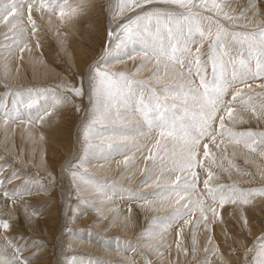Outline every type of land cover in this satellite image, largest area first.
<instances>
[{
    "label": "snow or ice",
    "instance_id": "snow-or-ice-1",
    "mask_svg": "<svg viewBox=\"0 0 264 264\" xmlns=\"http://www.w3.org/2000/svg\"><path fill=\"white\" fill-rule=\"evenodd\" d=\"M65 7L71 8L58 0H0V25L3 26L0 48L9 55L19 54L22 60L23 53L41 45L38 21L55 15L57 10L60 17H64ZM226 7L228 5H222L218 0H115L109 10L113 24L102 42L99 58L77 74L76 83L65 81L55 88L22 87L17 90H12L11 85H3L6 95L0 96V120L5 125L9 121L23 122L25 117L29 124H42L57 108L74 104L75 98L87 96L89 101L90 108L81 125L85 154L73 157L61 167L75 189L76 199L72 200L69 195L65 201L68 223L60 236L54 237L59 239L64 260L58 258L55 264H84L75 255L64 254L63 249L71 247L68 237L78 231L72 225L86 213L96 212L94 224L107 220L104 231L119 224L122 232L135 221L138 212L147 215L157 210L159 205L149 200L150 196L171 203L166 196L168 193L175 196L177 206L166 217H153L151 223L156 225L155 228L137 232L133 240L119 232L109 237L97 233L98 243L117 253H130L114 264H153L148 257L150 252L163 254L171 247H162L158 243L163 239V232L170 228L177 234L178 254L188 255L189 249L181 242L185 226L205 229L207 246L203 248L202 264H211L213 256H219V264H264V220H261L259 234L252 239L251 246L245 243L247 236L252 235L255 219H250L248 206L259 205L264 213V171L260 172V187L210 183L215 175L216 150H221L225 138L229 143L243 144L251 153L264 156V131H235L232 127L243 122L241 115H234L237 106L248 110L258 121L264 120V102L255 105L252 96L243 91L251 88L249 80L264 79V25L248 29L246 24H239L249 12L252 17L247 23L264 16V0H248L236 14L225 12ZM137 43L141 46L139 50L135 47ZM136 56L143 58L140 68L153 62L156 65L148 81L136 80L108 68L110 58L134 59ZM161 67L166 70L170 67L172 74L184 78L186 83L175 87L164 84L157 90L149 81L156 79L159 82ZM167 74L166 71L165 76ZM261 87L264 88V84ZM49 97L52 103H48ZM41 98L44 104L40 103ZM121 107L123 111H120ZM74 110L79 112L81 109L75 107ZM132 117L136 118V123L131 129L113 127L105 131H111L113 136L138 134L150 137L144 146L143 159L151 161V165L144 169L145 179L140 186H149L151 178V186L157 190L140 193L126 189L125 202L129 208L120 222L119 209L109 218L103 203H96L100 196L89 197L86 193L97 192L109 200L111 195L125 199V193H117L115 182L109 186L107 181L89 173L85 165L108 159L112 153L124 155L120 149L129 147L127 143L104 141L93 144L92 140L96 135H102L95 131L97 125L121 119L127 122ZM40 139H44L43 134ZM132 147L138 148V145L134 143ZM152 148L156 150L155 155ZM157 158L163 167L159 169L160 174L154 175L158 170ZM165 158L169 163H165ZM123 163L127 168L133 161L125 155ZM165 168L175 180L162 185L160 175ZM198 169L205 174L202 188L198 187L201 175ZM57 175L49 172L46 178H41L39 174L32 176L25 172L22 165L14 161L5 160L0 164V201H3L0 204V264H33V259L38 258L39 251L47 244L45 238L35 235L40 229L43 213L30 198L52 193ZM225 205L233 206L227 215H235L233 222L239 225L235 236L244 237L238 246L227 243L232 233L227 229L228 219L221 214ZM197 212L199 215L193 222L192 217ZM216 227H221L227 252L221 251L220 243H213ZM85 231L90 233L91 229ZM195 245L193 237V258ZM227 255H238L242 259L239 262L225 259Z\"/></svg>",
    "mask_w": 264,
    "mask_h": 264
},
{
    "label": "rangeland",
    "instance_id": "rangeland-1",
    "mask_svg": "<svg viewBox=\"0 0 264 264\" xmlns=\"http://www.w3.org/2000/svg\"><path fill=\"white\" fill-rule=\"evenodd\" d=\"M105 1V16H107V20L109 22V27L112 26L113 22L109 19V10L112 6V4L115 2V0H99V2ZM60 3H64L66 5H70L71 8L65 7V16L60 17L59 15V10H57L55 15H52L51 17H46L44 20L38 21L41 24V30H40V37H41V45L39 48L33 47L32 50L34 52H42L44 51L43 46H52L56 48L58 52L62 51V45L60 41L63 40V38L66 35L68 36V30L71 28L69 26H73L75 18H77L78 14L83 15V13H86L87 9L91 6L92 3L98 2V0H58ZM219 3L224 5L227 2H224L223 0H218ZM248 3V0H242L238 3L235 2V0L228 2L227 4H233V12L224 9L225 12H231L233 14L238 13L246 4ZM104 3L101 4V7H103ZM97 7L99 5L97 4ZM104 8V7H103ZM75 9V11H73ZM95 11V10H94ZM249 14V13H248ZM246 18V17H245ZM241 19L239 24L240 25H248L247 21L250 19ZM248 18V17H247ZM73 22V23H72ZM264 25L263 23H259L256 26H247L248 29H255L258 26ZM251 27V28H250ZM0 41H3V26L0 25ZM136 49H140V44L137 43L135 45ZM60 50H59V49ZM239 51V49H237ZM28 53L26 51L23 53V58L25 55ZM61 53V52H60ZM111 62L109 63L108 66L113 65V67H108L110 71L112 72H124L130 76H133L134 79L136 80H144L148 81L149 76L152 74V72L155 70L156 65L155 63L147 64L146 67L150 68L149 72L145 75L142 74L138 75L135 74L134 70H127L124 69L123 67L120 66L117 67L116 65L118 63H124L127 65H132V64H137L141 65V60L143 59L141 56H136L134 59H127V57H121L119 60L115 58H110ZM23 62V59L21 60L19 58V54L14 53L13 55H9L8 53L4 52L2 48H0V96L6 95V90L3 87L4 84H8L12 86V90H17L20 89L21 87L23 88H37V89H44V88H50L48 85H41L40 84H30V85H22V86H14L11 81L9 82L8 79L5 78V75L3 74L4 68L10 67L13 68L17 64H20ZM254 63V62H253ZM118 68V69H117ZM140 70L146 69L145 67L140 68ZM210 70V68H209ZM4 71V72H3ZM167 71V76H165V72ZM231 71V65H229V72ZM4 75V76H3ZM8 80V81H7ZM152 81V82H151ZM149 81L151 86L157 88L159 90L162 85L167 84L169 86H178L186 83V80L184 78H180L177 76H174L172 74V69L169 67L167 70L164 69L163 67L160 68L159 72V82H157L156 79H153ZM198 82V81H197ZM249 84H251V88H245L243 89L244 92L249 93L252 98H253V103L255 105H259L260 103L264 102V88L261 87L262 84H264V79L261 78H256L249 80ZM47 86V87H44ZM51 88H55L52 86ZM12 98L10 97L9 100ZM75 101L81 110L79 112L73 111V116L71 118V123L73 124L72 131H73V138H74V145L72 147L71 152L66 156L65 155V161L61 163L60 168L58 169V175H57V181L56 184L54 185V190H57V193H41L38 194V198H30V202H33L36 204V208L43 213V216L40 217V222L44 220V217L48 213L49 207H44L45 205L50 206L53 201L54 197H51V194H55L57 196L60 195V200L62 201L61 204L65 205L66 198L71 195V199L75 200L76 196L74 195L75 189L70 182L69 177L61 171L62 165H65L70 159L76 156H83L85 154V149L86 145L84 144L83 138H82V120L86 116L87 111L90 108L89 101L87 96L84 97H79L75 98ZM41 104H44L45 101L43 98L40 100ZM48 103H52L51 98L49 97ZM60 109L57 108V113L56 111H53L52 114L48 117L45 118V122L42 124H29L27 122V119L25 117L23 122H11L7 125L3 123L2 120H0V127L6 126L8 129H21L28 132L29 129L37 130V132H42L43 130H48L51 128V125H54L56 123V120L58 121L59 118L62 116L60 110L62 107H59ZM59 110V111H58ZM34 113V109L32 110ZM63 111V110H61ZM120 111H123V107L120 108ZM77 112V113H75ZM60 113V114H59ZM59 115V116H58ZM234 115H241L243 117V122H237L236 124L232 125L233 129L235 131H246V130H253L256 132L264 131L263 125L261 123H264V120L258 121L257 119L253 118L251 116V113L244 109L243 107L237 106L234 110ZM49 117H52L54 119H51ZM58 117V118H57ZM48 119V120H47ZM55 120V121H54ZM73 120V121H72ZM262 121V122H261ZM261 122V123H260ZM52 123V124H51ZM136 123V118L132 117L131 119H128L127 122H124L122 119L121 120H116L114 123L111 121H106L104 122L103 125H97L95 131L102 133V135H96L95 138L92 140L93 144H98L102 143L104 141H109L113 144H123L127 143L129 147L127 148H121L120 152L122 154H117V153H112V155L105 160H97L96 162L93 163H86V167L89 173H92L95 177L99 178L101 181H107L109 183V186H111L112 182H115L117 184V188L115 191L117 193H125V199H121L119 195H111V199L109 200L108 197L103 196L100 193L97 192H88L86 193L89 197L91 196H96L99 195L100 199L96 201V203H103L104 206V211L108 215L109 218H111L112 213L119 209L120 211V216H119V221H123L124 215L128 213V208L129 204L125 202L127 199L126 196V189H130L133 191H137L140 193H146V192H152L156 191L152 185V180L149 178V186H140L141 181L145 179L144 175V169L148 166L151 165V161H146L143 159L144 155L146 154L144 146L148 144L150 137H143L139 136L138 134L136 135H127V136H120V135H115L111 133V131H105V129H111L113 127L115 128H125V129H131ZM50 124V125H48ZM48 125V126H47ZM261 125V126H260ZM50 126V127H49ZM2 127V130H3ZM46 127V128H45ZM263 127V128H262ZM28 128V129H27ZM43 128V129H41ZM45 128V129H44ZM40 129V130H39ZM1 130V131H2ZM0 131V164H3L5 160L9 162H16L17 164L23 165L22 167L24 168L25 172L30 173L31 175L34 173L35 174V168L29 167L27 165L22 164V160H20V157L24 155V151L26 152V148L24 146L26 145V141H20L22 144H18L20 148V152L17 155V159L14 156H11L8 154L10 150H12V147H8L9 144L6 142V137L4 132ZM46 132V131H45ZM20 135V132H19ZM5 142V143H4ZM4 143V146H3ZM138 145L137 147H132L133 144ZM7 144V145H6ZM8 147V148H7ZM149 148H151V145H149ZM9 149V150H8ZM139 149V150H138ZM221 150H222V155H221ZM221 150H216L217 152V164L213 165V171L215 173L213 177V181L210 183H218V184H236L240 188H249V187H260L261 185V176L260 172L261 170L264 169V156H261L257 153H251L248 149L244 148L243 144H234V143H229L227 141V138H225L224 144L221 146ZM152 154H156V150L154 148L151 149ZM22 153V154H21ZM8 154V155H7ZM20 155V156H19ZM125 155L129 157L130 160L133 161V164L129 167L126 168L125 164L123 163ZM10 158V159H9ZM22 158H24L22 156ZM165 163H169L167 161V158H165ZM157 166L158 170L157 173L154 175H158L159 169L163 167L160 165L159 158H157ZM97 168L99 170H97ZM106 168L105 170H102ZM109 168V169H108ZM32 169V170H31ZM96 169V170H95ZM113 169H116L114 171V174H110ZM227 169V170H225ZM201 171V170H197ZM53 173V172H52ZM56 173V172H54ZM109 173V174H107ZM117 173V174H116ZM247 173H252V175H247ZM39 176L41 178H46L42 177V173L38 171ZM106 174V175H105ZM117 175V176H116ZM126 176V177H125ZM125 177V178H122ZM205 178V174L201 171L200 175V183L198 187L202 188L203 187V179ZM175 177L169 175L167 172V169L165 168L164 172L162 175H160V182L161 184H170L174 182ZM243 182V183H242ZM140 186V187H138ZM85 193H82L84 195ZM168 198L172 201L171 203H168V201H160L158 198L154 197H149V200H152L154 204H158L159 207L157 210L163 208V210H160V212H149L147 215H145L143 212H138L141 217V226H139L133 235V237L129 235H124L122 232L120 233L119 231H115L119 227H112L109 228L108 231H104L105 227L107 226L108 221H104L103 223H93V221L96 220L97 214L95 211H90L86 213L82 218L79 220H76L74 224L72 225L74 229L78 230L75 235L69 236L68 237V242L71 244V247H65L63 249L64 254L67 255H75L78 260L84 261V264H88L89 261H92L93 264H95L96 261L102 262V264H114V262L121 257L125 255H130V253L125 254V253H117L101 243L97 242V233H101L104 237H109L117 232L120 233V235L127 237L130 240L135 239L136 233L142 230H145L149 227L155 228L156 225L152 224V218L153 217H166L177 205L175 203V196L173 194H166ZM53 198V199H52ZM46 199V200H45ZM52 199V202H51ZM195 199V197H194ZM259 198H257L258 200ZM51 204H50V203ZM3 201H0V204H2ZM43 206H41L42 204ZM210 203V201H209ZM50 204V205H48ZM256 206V205H255ZM255 206H248V209L251 210ZM258 206V205H257ZM66 207V206H65ZM62 213L61 217V222L60 225L57 226L56 228H53L52 233L49 235L48 231L44 229H39L35 235L38 237H43L47 240V244L45 247L39 251L38 253V258L33 259V264L38 261V259L46 258L50 259L51 264H55L57 259L59 258L62 262L64 260V255L61 254V248L58 246L59 245V239H54V237H59L61 230L64 228L65 223H68L67 220V215H68V207L65 208ZM75 207V205H73ZM133 209L135 210L136 205H132ZM169 208V209H168ZM233 206L231 205H225L224 209L221 210V214L225 216V218H228L229 216L227 213L232 211ZM228 211V212H227ZM151 213V214H150ZM156 213V214H155ZM199 213L197 212L193 217V222H195L196 216H198ZM226 215L228 217H226ZM230 219V218H228ZM236 226H232L230 222L227 224V229L232 233V235L229 237L227 243H235L236 246L239 244L240 239H244V237H238V241L233 240V236H235V230L238 229L239 225L238 223L235 224ZM85 229H91V232L89 233L88 231H85ZM45 231V232H44ZM116 232V233H115ZM215 233H217V236H215V239L213 243H220L221 245V251L222 252H227V245L225 243L224 235L221 230V227H216L215 228ZM205 229L200 228L199 230L195 229L193 226H185L184 228V234L182 237L181 242L183 243V246H186L189 249V254L187 257H185L183 263L181 262L180 264H202V261L205 258V252L203 251V248L207 246V242L205 239ZM203 236V237H202ZM193 237H195L196 240V253H195V258H193L191 249L193 246ZM177 240V234L174 228L168 229L166 232H163V239L158 240V243L161 244L162 247H166L168 245H171V247L168 249V251L163 252V254L160 253H152L150 252L148 254V257H150L153 260V264H168V257L170 255V252L176 253L178 255L177 251L175 250V244ZM202 240V241H201ZM86 242L89 244H94L95 246L98 245L101 249H104L105 252H108L110 254H113V256H101L103 258H100L98 254L91 256L88 253L81 251L79 249H76V242ZM251 241L248 238L245 240V243L248 244V246H251ZM103 247V248H102ZM110 250V251H109ZM116 253V254H115ZM115 254V255H114ZM116 256V257H115ZM234 260L235 255H231ZM148 257H145L147 259ZM231 258V257H230ZM89 259V260H88ZM211 259V264H219V259L218 256H213L210 258ZM232 259V258H231ZM242 259V257H241ZM240 259V260H241ZM87 260V261H86ZM239 260V261H240ZM50 264V263H49Z\"/></svg>",
    "mask_w": 264,
    "mask_h": 264
},
{
    "label": "bare ground",
    "instance_id": "bare-ground-1",
    "mask_svg": "<svg viewBox=\"0 0 264 264\" xmlns=\"http://www.w3.org/2000/svg\"><path fill=\"white\" fill-rule=\"evenodd\" d=\"M223 1L228 3L233 0H223ZM240 1L242 0H235L236 3ZM102 3H104L103 5L104 8L101 7ZM227 3H225L224 5H228ZM97 4L99 5V7H97ZM97 4L92 3L91 6L87 9L86 13H83L84 16L78 14L77 18H75L74 23L72 22L74 25L69 26L71 29L68 30V36L65 33V35H63L65 37L63 38L62 41H60L61 45L63 46L61 49L62 51H60L61 53L56 50L57 47L55 46L56 47L55 48L54 45L43 46L44 51L38 53L31 50L25 55L22 63L17 64L13 68L10 67L4 68L5 72L3 71L4 72L3 74L5 75V78L8 79L9 82L11 81V83L16 87L22 85L28 86L30 84H40L41 87L42 85H48L51 88L52 86L56 87L57 85H60L65 81L70 83H76L78 80L77 74L83 72L84 69L89 64L93 63L96 59L99 58L102 42L106 39L107 30L110 28L109 22L107 20L108 18L107 16H105L106 13L105 1L99 2L98 0ZM233 6H234L233 4H230L225 9L233 12L232 10ZM247 17L244 19V21L252 17L251 12H249ZM263 22H264V16H259L256 17L247 26L253 27ZM118 65L120 66V69L121 67H123L124 69L127 70H131V71L134 70L137 76L138 75L142 76V74L145 75L147 73H150L149 72L150 68H147L146 66H145L146 69L137 71L140 65L137 64L127 65L122 62L118 63L116 66L119 67ZM108 67H113V65ZM76 106H78L76 101L74 102V104L63 106L61 108V110L63 111L60 110L62 116L59 118L58 121L56 120V122H54L56 124L51 125L50 129L43 130L42 132H37V130L35 131L33 129H29L28 132L26 131V129L24 130L17 128L8 129L6 126L3 127L2 125L3 130L2 127H0V131L2 130L1 132H4L5 136L7 135L6 142L9 144L8 147L9 148L10 146L12 147V150H10L8 154L11 156L15 155L17 159V155L20 152V148H22L19 147L18 144L20 143V141L22 142L26 141L27 146H24V148H26V152L24 151L25 154L22 155L24 157L22 159V164L27 165L28 167L30 165L31 167L35 168L34 169L35 174L38 173V171H40V173H42L41 174L42 177L43 176L46 177L47 173L49 172H53V173L56 172L57 174L60 171V170L58 171V169L60 168L61 163L65 161V155L67 156L71 152L72 147L74 145V138L72 136L73 124L71 123V118L73 116L72 114ZM49 118L54 119L52 117ZM261 125H263L264 127V123H261ZM41 134H43L44 139H40ZM22 145H24V143ZM105 169L106 168L102 170ZM97 170L99 169L97 168ZM114 171H116V169H113V171H111L110 174H114L115 173ZM261 171H264V169ZM52 193L56 194L57 190H54ZM55 194L50 195L51 197L55 198L53 203L51 204L49 202L51 205L50 204L48 205L50 206L47 205L44 206L46 208L49 207V209L47 210L48 213L44 217V220L40 222V229L45 228L48 231L49 235L52 233L53 228H56L57 226L60 225L62 213L65 207V205L61 204L62 201L60 200V195L57 196ZM38 196L39 195L31 197V199L38 198ZM41 206H43V204ZM65 208H67V206ZM160 210H163V208L156 210L155 212H160ZM248 214L250 219L252 217H255V219L252 221L253 223L252 235L247 236L249 240H252L256 235L259 234V230L261 228L260 222L261 220H264V213L261 212L260 206L256 205L251 210L248 209ZM226 217L228 216L226 215ZM228 218L226 219H228L230 224L235 227L236 226L235 224H237L233 222L235 219V215ZM139 226H141V217L140 214L138 215L136 214L135 221L133 223H130L129 227L126 230L122 231V233L125 236L129 235L133 237ZM117 227H119V224ZM115 231H119L121 233L120 228L119 229L117 228ZM215 236H217V233H215ZM232 238L234 241H238L237 236H233ZM75 246L76 249L84 251L91 256H94L96 254H98L100 258H103L105 256L107 257L113 256L111 252L110 254L108 252H105L104 250L105 248L101 249L100 247H98V245L95 246L94 244L92 245L86 242L79 241L76 242ZM174 251H177L176 247ZM185 257H187V255H184L183 253H179L178 255H176V253L174 254V252L171 251L167 261L168 264H180L181 262L183 263ZM234 258L235 259L237 258V260H234L231 255L225 256V259H231L237 262H239L241 256L235 255ZM218 259H220L219 256ZM49 263L51 264L50 259L42 258V259H38V261L34 264H49Z\"/></svg>",
    "mask_w": 264,
    "mask_h": 264
}]
</instances>
